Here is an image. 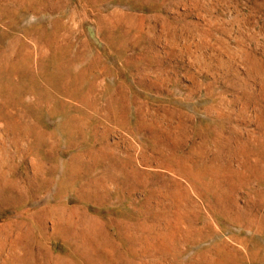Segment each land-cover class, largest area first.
Masks as SVG:
<instances>
[{
  "label": "rangeland",
  "instance_id": "obj_1",
  "mask_svg": "<svg viewBox=\"0 0 264 264\" xmlns=\"http://www.w3.org/2000/svg\"><path fill=\"white\" fill-rule=\"evenodd\" d=\"M0 264H264V0H0Z\"/></svg>",
  "mask_w": 264,
  "mask_h": 264
}]
</instances>
